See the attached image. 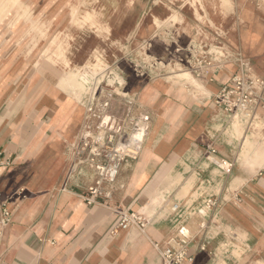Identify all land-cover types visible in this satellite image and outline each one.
Returning <instances> with one entry per match:
<instances>
[{"label": "crops", "instance_id": "1", "mask_svg": "<svg viewBox=\"0 0 264 264\" xmlns=\"http://www.w3.org/2000/svg\"><path fill=\"white\" fill-rule=\"evenodd\" d=\"M205 4L212 28L204 38L195 37V26L182 27L190 32L181 46L192 41L196 57L183 65L179 54L175 68L190 78L168 70L127 78L126 96L113 103L122 106L118 119L148 123L112 197L93 206L85 196L95 171L76 168L74 148L99 122L89 121L94 98L87 86L69 80L86 67L92 46L68 50L67 65L40 58L55 55L49 42L57 34L101 41L96 31L74 28V13L102 14L103 0H20L8 10L0 4V154L11 162L0 167V201L12 213L0 236V264H161V250L183 227L191 237L192 262L185 264H264V111L248 122L213 103L244 63L264 80V0ZM200 43L211 66L194 67ZM210 149L230 172L208 159ZM123 211L144 215L145 231L118 230Z\"/></svg>", "mask_w": 264, "mask_h": 264}, {"label": "rangeland", "instance_id": "2", "mask_svg": "<svg viewBox=\"0 0 264 264\" xmlns=\"http://www.w3.org/2000/svg\"><path fill=\"white\" fill-rule=\"evenodd\" d=\"M206 1L103 0L102 14L96 15L94 10H87L86 14L75 10L74 13V28L96 31L101 41L97 39L85 42L82 40L83 35L75 39L69 35L57 34L49 42V47L56 49V55L46 56L48 53H45L40 59L49 60L56 65H67L69 61L65 54L68 50L80 44L92 46V56L88 58L86 67L75 74L87 86L86 92L94 98L91 107L102 112V119L106 123V118H110L111 125L117 131L119 116L116 112L122 106L113 103L126 96L122 88L127 78L147 80L150 76L164 74L166 70L182 74L181 78H190V74L183 67L175 68L176 63H179V54L185 57L180 62L183 65L194 61L196 57L192 41L185 48L181 46V39L190 32L187 29L182 32V27L195 26V37L200 40L204 38L208 27L212 28L208 22L211 10L205 6ZM132 4L134 6L131 8ZM204 51L207 49L202 45V52ZM160 52H164L162 57L159 56ZM166 65L169 66L167 69ZM141 127L139 134L144 133L145 126L141 124Z\"/></svg>", "mask_w": 264, "mask_h": 264}, {"label": "built area", "instance_id": "3", "mask_svg": "<svg viewBox=\"0 0 264 264\" xmlns=\"http://www.w3.org/2000/svg\"><path fill=\"white\" fill-rule=\"evenodd\" d=\"M211 66L210 53L204 51L195 60L194 67ZM250 64H242L240 70L234 74L229 82L222 86L214 97L213 103L232 117L241 115L251 122L259 111H264V80L252 78L249 74ZM97 120L96 127H87L86 134L75 146L76 168L90 164L95 171V180L85 196L89 206L97 204L98 198L110 199L122 164L128 159H136L140 153L142 140L135 137L142 131L141 124L146 130L147 117L132 119L125 117L118 120L119 130L115 131L111 125L102 119V112L89 109V121ZM125 124V125H124ZM128 125V126H127ZM127 126V128H125ZM137 132L133 135V133ZM214 149H210L208 159L212 160L221 170L231 171V165L214 159ZM11 162L0 154V167H9ZM177 210V206H173ZM122 220L118 230L127 231L137 228L145 231L149 222L139 213H120ZM12 222V213L8 208V201H0V236ZM190 234L186 228H180L172 243L161 250V264H185L192 262L188 253ZM159 247V246H157Z\"/></svg>", "mask_w": 264, "mask_h": 264}, {"label": "bare ground", "instance_id": "4", "mask_svg": "<svg viewBox=\"0 0 264 264\" xmlns=\"http://www.w3.org/2000/svg\"><path fill=\"white\" fill-rule=\"evenodd\" d=\"M19 1L20 0H1V5H3L4 6V8H6L7 10L8 9H11L10 7H15V6H17V5H19ZM225 1V0H224ZM223 0H222V2H224ZM21 3V2H20ZM21 6H22V3H21ZM24 6V5H23ZM26 6V5H25ZM3 8V9H4ZM20 9H21V11L23 10L21 7H19ZM80 8V7H79ZM0 9H2V8H0ZM30 9V8H29ZM76 10V9H75ZM5 10H3V12H4ZM10 11V10H9ZM8 11V12H9ZM14 11V10H13ZM5 13V12H4ZM2 14V13H1ZM23 14V13H22ZM29 14V13H28ZM72 14V13H71ZM27 15V14H26ZM2 16V15H1ZM19 16V15H18ZM20 16H21V13H20ZM23 16V15H22ZM24 17V16H23ZM29 18V17H28ZM91 18V16H89L88 17V19H90ZM1 19V18H0ZM27 19V18H26ZM29 21V20H28ZM31 22V21H30ZM32 23H33V21H32ZM36 23V22H35ZM38 23V22H37ZM34 24V23H33ZM39 25V24H38ZM34 25H32V27H33ZM40 28V27H39ZM101 28V27H100ZM33 30V29H32ZM32 30H31V32H32ZM36 32V31H35ZM38 33V32H37ZM40 33V32H39ZM39 35V34H38ZM61 45V44H60ZM59 47V46H58ZM56 55V54H55ZM65 57V56H64ZM93 68V67H92ZM94 69V68H93ZM75 70V69H74ZM79 70V69H78ZM97 70V69H96ZM80 71V70H79ZM90 71V70H89ZM80 73V72H79ZM75 74V73H74ZM73 73H72V75L71 76H69L70 77V81H71V83H73V85H75L77 88H79L80 90H84V89H86L85 88V84L84 83H82L81 81H79L78 79H77V77H76V74L74 75ZM85 75H87V74H85ZM183 75H185V74H183ZM86 79V78H85ZM65 80H67V79H65ZM69 81V82H70ZM83 82H85V81H83ZM69 84V83H68ZM85 91V90H84ZM106 121L107 122H109L110 121V118H106ZM250 127V126H249ZM240 128H241V130H242V128L243 127H241L240 126ZM240 130V131H241ZM241 135H242V133H241ZM239 136V135H238ZM143 137V133H141V134H138V135H136V139L138 140V141H141V138ZM243 137V136H242ZM238 138V137H237ZM243 142H244V140H243ZM248 142V141H247ZM244 144V143H243ZM249 144V143H248ZM248 144H247V146H248ZM244 152V151H243ZM246 154V153H245ZM243 155V154H242ZM246 156V155H245ZM244 156V157H245ZM246 158V157H245ZM247 158H248V156H247ZM245 160V159H244ZM248 160V159H247ZM261 160V159H260ZM248 162V161H247ZM264 163V162H263ZM260 166V165H259ZM164 199V198H163ZM154 202H156V201H154ZM150 206V205H149ZM154 211V210H153ZM242 238V237H241ZM244 238V237H243Z\"/></svg>", "mask_w": 264, "mask_h": 264}]
</instances>
